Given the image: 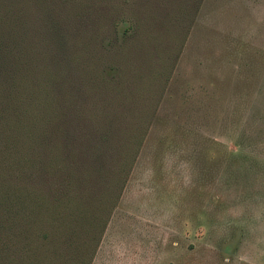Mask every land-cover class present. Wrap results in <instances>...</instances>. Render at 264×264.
Segmentation results:
<instances>
[{
    "label": "rangeland",
    "instance_id": "rangeland-1",
    "mask_svg": "<svg viewBox=\"0 0 264 264\" xmlns=\"http://www.w3.org/2000/svg\"><path fill=\"white\" fill-rule=\"evenodd\" d=\"M0 264H264V0H0Z\"/></svg>",
    "mask_w": 264,
    "mask_h": 264
}]
</instances>
